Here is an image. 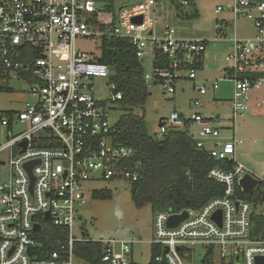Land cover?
I'll return each instance as SVG.
<instances>
[{
  "label": "built area",
  "instance_id": "1",
  "mask_svg": "<svg viewBox=\"0 0 264 264\" xmlns=\"http://www.w3.org/2000/svg\"><path fill=\"white\" fill-rule=\"evenodd\" d=\"M190 5L189 0H137L117 11L102 32L92 21L105 9L95 0H0V94L16 96L14 102L21 107L0 112V156L10 155L8 163L0 158V168H8L0 177V264H74L76 246L87 242L102 245L105 264H135V240L96 242L73 234L89 184H133L140 179V166L129 165L134 152L117 143V122L112 123L111 113L123 94L111 81L109 65L76 49L77 37L127 41L142 65H151V72L144 69L147 86L175 98L181 84L191 83L199 96L192 103L196 110H207L210 102L205 106L201 98L219 90L220 82L233 84L227 120L198 112L188 118L174 112L161 119L155 141L182 131L211 159L235 165L210 171L209 179L225 187L224 195L199 211L155 213L149 244L158 251L157 264H191L196 247L204 251L202 264L205 259V264H215L216 256L221 264L264 260V224L256 223L264 219L258 212L264 199L255 204L242 197L240 181L250 173L236 162L244 145L237 138V120L252 111L264 116V0H228L216 8V15L231 17L214 26V41L230 44L219 71L222 79L216 81L199 76L205 72L209 41L181 38L173 25L175 12L177 18L189 17L176 6L186 10ZM238 21L250 23L254 35L240 36ZM55 43L70 48L63 66L52 57ZM97 79L109 81L111 98H96ZM12 81L27 90L13 88ZM222 129L230 130L232 138H222ZM184 213L188 219L168 227L171 217ZM45 224L65 231L49 252L38 238Z\"/></svg>",
  "mask_w": 264,
  "mask_h": 264
},
{
  "label": "rangeland",
  "instance_id": "2",
  "mask_svg": "<svg viewBox=\"0 0 264 264\" xmlns=\"http://www.w3.org/2000/svg\"><path fill=\"white\" fill-rule=\"evenodd\" d=\"M137 0H115L116 10L136 3ZM181 2V0H179ZM228 0H195L194 9L189 6L184 13H191L197 10L198 19L183 20L177 18L176 12L173 14V25L181 38L201 39L209 41L207 57L205 60V72L199 74L201 77H208L212 81L221 80L220 70L224 68L225 55L229 52L230 44L224 41L215 42L216 32L214 26L217 21L229 19V15H216L215 10L218 6L226 5ZM237 32L240 36H252L254 31L250 23L246 21L237 22ZM232 35V31L228 33ZM77 50L84 53L90 59H99L102 55V39L98 37H77L75 40ZM70 48L63 44L55 43L52 47V57L56 64L63 66L69 59ZM144 69L151 72V65L145 63ZM107 79H97L94 81L95 96L100 100L111 98V92L108 88ZM11 86L21 91H26L27 87L21 82L12 81ZM233 84L229 82H220L219 90L211 92L207 98H201V101L207 105V110H196L192 103L198 99L192 91V84H181L178 87V93L175 98L165 97L157 87L149 88V98L143 108L123 109L115 105L111 113L112 123L127 113H133L137 116L146 118L149 136L155 139L159 132L162 118L169 117L176 112L185 117L195 113L204 115L214 114L221 119L227 120L230 116L229 101L233 98ZM14 95L4 96L0 94V112L20 110L14 100ZM216 99L217 104L212 100ZM223 123L228 126L227 121ZM233 133L230 130L222 129L221 137L225 140L231 139ZM198 137V135H196ZM237 138L244 142V145L237 150L236 162L243 164L248 172L259 179V185L254 193L260 189L264 191V116L256 111L247 113L245 117L237 120ZM4 144V139L0 136V145ZM0 158L8 163L9 152L3 153ZM8 173V168H0V177ZM263 188V189H262ZM86 191V204L80 208L81 220L75 222L73 234L76 239H81L82 235L92 241L108 240H135L138 243L133 247L135 264H149L151 261L150 241L154 238L153 218L155 211L151 205L143 209H137L132 201V184L129 182L114 183H91ZM104 194H110V200H103ZM259 213H264V206L259 209ZM196 252L191 260V264H202L204 251L196 247ZM74 264H89L86 261L75 257ZM215 264H221L216 256ZM236 264H238L236 262ZM244 264V263H240Z\"/></svg>",
  "mask_w": 264,
  "mask_h": 264
},
{
  "label": "trees",
  "instance_id": "3",
  "mask_svg": "<svg viewBox=\"0 0 264 264\" xmlns=\"http://www.w3.org/2000/svg\"><path fill=\"white\" fill-rule=\"evenodd\" d=\"M95 1L104 6L105 13L92 22L103 32L107 29L106 24L116 18L115 0ZM189 1L194 9L195 0ZM176 9L179 14L184 12L180 6H176ZM188 14L189 17L180 16V19L199 18L197 10ZM97 60L111 68V81L123 94V100L117 103L119 107L133 111L147 104L149 87L143 80L144 68L127 41L103 38L102 55ZM28 78L31 82L34 80L31 76ZM115 132L117 143L134 152L129 165L140 166V179L132 184L131 189L132 201L137 209L151 205L155 213L199 211L211 200L224 195L225 187L209 179V173L219 167L231 170L235 163L211 159L206 151L197 148L196 142L185 132L170 131L163 141H155L149 136L145 116L133 113L124 114L118 119ZM262 193L260 189L252 195L242 193V197L255 204H262ZM102 198L110 200L111 196L104 194ZM256 223L260 226L264 224V219H257ZM60 236L61 239L65 238L63 229L45 224L43 231L38 234L44 252L55 249ZM151 253L149 264H157L155 258L158 251L152 248ZM75 255L89 264H105L102 262L103 247L99 243L78 244ZM203 261V264L207 262L206 259Z\"/></svg>",
  "mask_w": 264,
  "mask_h": 264
},
{
  "label": "water",
  "instance_id": "4",
  "mask_svg": "<svg viewBox=\"0 0 264 264\" xmlns=\"http://www.w3.org/2000/svg\"><path fill=\"white\" fill-rule=\"evenodd\" d=\"M28 169L29 171H31L32 169L31 166H28ZM258 185H259V181L251 174H246L244 178L240 181V186L246 195H252ZM263 199H264V196H263ZM219 217L220 215H217L214 217V219L218 220ZM186 219H188L187 213H184L179 216H173L170 218L168 222V227L174 229L178 227ZM47 220H49L48 216H47ZM40 229H41L40 226L35 227V231H40ZM257 264H264V260L262 258H259L257 261Z\"/></svg>",
  "mask_w": 264,
  "mask_h": 264
},
{
  "label": "crops",
  "instance_id": "5",
  "mask_svg": "<svg viewBox=\"0 0 264 264\" xmlns=\"http://www.w3.org/2000/svg\"><path fill=\"white\" fill-rule=\"evenodd\" d=\"M260 182V181H259Z\"/></svg>",
  "mask_w": 264,
  "mask_h": 264
}]
</instances>
